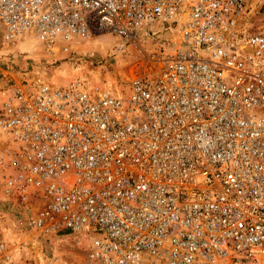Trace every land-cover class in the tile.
I'll list each match as a JSON object with an SVG mask.
<instances>
[{
    "label": "built area",
    "instance_id": "obj_1",
    "mask_svg": "<svg viewBox=\"0 0 264 264\" xmlns=\"http://www.w3.org/2000/svg\"><path fill=\"white\" fill-rule=\"evenodd\" d=\"M103 35L127 88L11 66ZM0 199L48 264H264V0H0Z\"/></svg>",
    "mask_w": 264,
    "mask_h": 264
},
{
    "label": "rangeland",
    "instance_id": "obj_2",
    "mask_svg": "<svg viewBox=\"0 0 264 264\" xmlns=\"http://www.w3.org/2000/svg\"><path fill=\"white\" fill-rule=\"evenodd\" d=\"M36 43L34 38H29L14 49L15 57L12 59L11 55L10 59L17 72L31 68L54 81L80 77L116 88L128 87L129 69L136 53L132 48L120 52L116 40L109 36H100L79 47L78 55H50ZM23 52L24 55L18 54ZM22 216L17 208L0 199V264H48L54 254L77 260L84 253L85 241L81 239L77 243L72 236L53 239L26 236L16 224Z\"/></svg>",
    "mask_w": 264,
    "mask_h": 264
},
{
    "label": "bare ground",
    "instance_id": "obj_3",
    "mask_svg": "<svg viewBox=\"0 0 264 264\" xmlns=\"http://www.w3.org/2000/svg\"><path fill=\"white\" fill-rule=\"evenodd\" d=\"M103 36H105V35H103ZM104 85V84H103Z\"/></svg>",
    "mask_w": 264,
    "mask_h": 264
}]
</instances>
